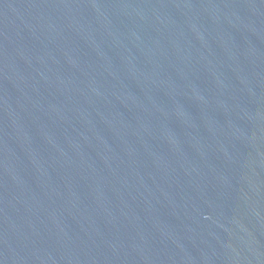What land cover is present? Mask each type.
I'll list each match as a JSON object with an SVG mask.
<instances>
[{
	"label": "water",
	"instance_id": "95a60500",
	"mask_svg": "<svg viewBox=\"0 0 264 264\" xmlns=\"http://www.w3.org/2000/svg\"><path fill=\"white\" fill-rule=\"evenodd\" d=\"M0 264H264V0H0Z\"/></svg>",
	"mask_w": 264,
	"mask_h": 264
}]
</instances>
